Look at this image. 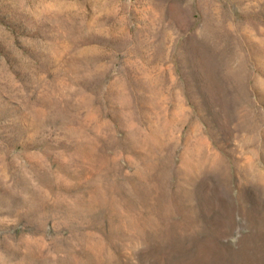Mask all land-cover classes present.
<instances>
[{
	"label": "rangeland",
	"instance_id": "374dc122",
	"mask_svg": "<svg viewBox=\"0 0 264 264\" xmlns=\"http://www.w3.org/2000/svg\"><path fill=\"white\" fill-rule=\"evenodd\" d=\"M0 264H264V0H0Z\"/></svg>",
	"mask_w": 264,
	"mask_h": 264
}]
</instances>
